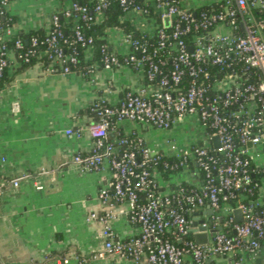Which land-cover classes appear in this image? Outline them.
Instances as JSON below:
<instances>
[{"label":"built area","instance_id":"obj_1","mask_svg":"<svg viewBox=\"0 0 264 264\" xmlns=\"http://www.w3.org/2000/svg\"><path fill=\"white\" fill-rule=\"evenodd\" d=\"M11 1L0 0V77L14 61L41 63L50 73L80 70L96 84L95 66L87 64L96 57L105 70L129 67L143 78L115 103L105 95L92 103L95 118L85 128L93 146L73 155L81 170L109 164L115 178L98 198L105 205L126 201L139 226L137 235L117 239L110 213H90L87 220L104 224L96 256L134 264H219L220 258L245 264L246 255L257 257L264 247V18L255 10L264 9V0H115L125 24L115 26L117 51L105 33H90L112 0H70L52 14L44 37H31L27 48L15 39L17 53L9 47L15 28L4 22ZM63 17L73 22L70 33ZM96 38L104 39L98 48ZM127 121L166 132L165 147L122 131ZM186 124L194 135L179 142L174 130ZM83 130L66 132L81 136ZM181 171L195 181L164 190L157 175ZM27 176L12 177L11 184L18 187ZM205 232L208 242L198 243L195 236Z\"/></svg>","mask_w":264,"mask_h":264},{"label":"crops","instance_id":"obj_2","mask_svg":"<svg viewBox=\"0 0 264 264\" xmlns=\"http://www.w3.org/2000/svg\"><path fill=\"white\" fill-rule=\"evenodd\" d=\"M69 2L12 0L7 14L15 19L16 33L48 32L52 14L61 12ZM115 26L103 30L113 51L120 49ZM87 64L95 66L96 84L90 82L92 75L80 70L50 73L41 63L24 67L12 61L7 69L10 79L0 88V192L3 193L0 260L3 264H62L66 257L71 259L70 264H134L129 258L96 256L104 244V224L98 218L87 220L90 213L101 217L110 213L117 239L139 232L138 224L129 218L126 201L111 200L112 205H105L98 198L100 188L110 189L115 178L109 164L99 170H81L72 159L75 153L88 152L93 146L85 128L94 119L92 103L102 95L115 103L126 91L138 88L144 81L129 67L105 70L96 57ZM80 127L84 128L81 136L66 132ZM180 128L174 130L176 137ZM120 129L136 131L149 144L159 147H165L169 136L162 130L128 121ZM115 135L111 132L110 138ZM23 174L28 176L20 180L18 187L13 186L12 177ZM157 179L164 190L175 188L183 181H195L184 171L165 178L157 175ZM37 184L43 188L39 189ZM218 260L219 264H228L226 258ZM245 262L264 264V247L255 258L246 255Z\"/></svg>","mask_w":264,"mask_h":264},{"label":"trees","instance_id":"obj_3","mask_svg":"<svg viewBox=\"0 0 264 264\" xmlns=\"http://www.w3.org/2000/svg\"><path fill=\"white\" fill-rule=\"evenodd\" d=\"M79 1L82 2V3H85L86 2V0H79ZM120 13H121V8L119 7L118 3L115 0H112L110 8L106 11V18L103 21L95 24L92 27V29L90 30V33H92L93 35L97 36V35L103 34V32H104L103 30L106 27H110V26H113V25L114 26L115 25H125V24L120 23L119 20H118ZM255 14L257 16H259V17L264 18V9H262V10L256 9L255 10ZM4 22L6 24H9L11 26H14L15 19L13 17L9 16L7 14V12H6ZM61 22L63 23L66 31L68 33H70L71 32L72 25H73V22L67 21L66 18H64V17L61 19ZM46 33L47 32H43V31H30L28 33H25V32L16 33L14 35L13 39L9 42V47L14 51V53H17L18 51L14 47V41H15V39L22 38L23 39L24 47L27 48L29 46L28 40L31 39V37H33V36L44 37L46 35ZM95 42H96V47L98 48V46L101 43L104 42V39L96 38V41ZM97 48H96V50H97ZM97 53H98V50H97L96 54ZM20 65L25 67V66L30 65V64H20ZM9 79L10 78L7 77V70H6L4 72V74L0 77V88H2L4 86V84L9 81ZM91 113L94 116V113L92 111H91ZM94 118H95V116H94ZM259 177H260V174L255 173L254 179L256 180ZM230 204L235 205L236 204V200L235 199H231L230 200ZM173 241L175 243H177V240L176 239H174Z\"/></svg>","mask_w":264,"mask_h":264},{"label":"water","instance_id":"obj_4","mask_svg":"<svg viewBox=\"0 0 264 264\" xmlns=\"http://www.w3.org/2000/svg\"><path fill=\"white\" fill-rule=\"evenodd\" d=\"M215 141H216V144L218 145L219 143H218V138L217 137L215 138ZM209 212H212V209H210ZM235 216H236V219L238 221H241L242 220V213H241V210L240 209H236L235 210ZM195 239H196V241L198 243H207L208 242V233L205 232L203 234H197L195 236ZM0 264H3V262L1 260H0Z\"/></svg>","mask_w":264,"mask_h":264},{"label":"rangeland","instance_id":"obj_5","mask_svg":"<svg viewBox=\"0 0 264 264\" xmlns=\"http://www.w3.org/2000/svg\"><path fill=\"white\" fill-rule=\"evenodd\" d=\"M178 132L179 135L177 137L180 139L179 141L183 140L184 142H186L185 139H188L194 135V131L188 124L182 126Z\"/></svg>","mask_w":264,"mask_h":264}]
</instances>
